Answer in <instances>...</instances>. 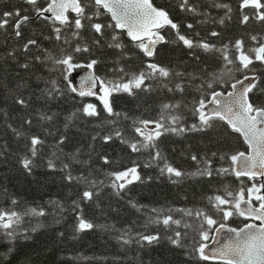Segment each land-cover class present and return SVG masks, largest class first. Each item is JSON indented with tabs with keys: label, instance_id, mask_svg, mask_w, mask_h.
Returning a JSON list of instances; mask_svg holds the SVG:
<instances>
[{
	"label": "trees",
	"instance_id": "16d2710c",
	"mask_svg": "<svg viewBox=\"0 0 264 264\" xmlns=\"http://www.w3.org/2000/svg\"><path fill=\"white\" fill-rule=\"evenodd\" d=\"M153 1L170 14L181 34L194 42L215 45L216 49L228 45L226 51L230 57L237 55L233 48L237 40L244 41L246 51L264 43V21L256 19L255 9H242L241 0H189L196 12L182 10L181 0ZM47 3L48 0H39L37 7H46ZM217 5H228L231 11ZM16 10L30 20L22 26L20 37L15 35L11 23L0 29V212L15 211L20 221L14 225L11 239L0 228V264H219L200 259L195 251L201 242L199 231L203 217L189 216L180 210H203L220 220L222 214L214 207L215 202H210V197L220 195L231 199L227 191L236 193L241 187L247 189L253 183H260L237 179L233 174H218L217 170L232 167L228 157L240 151L248 152L242 135L226 123L214 121L216 126L207 131L164 132L155 141V149L132 152L114 133L120 131L129 142L142 140L135 132L136 127H143L140 121H160L163 116L166 126H171L167 119L170 113L182 117L180 124L191 128L199 124L198 114L194 113L198 101L210 100L213 91H229L231 83L245 74L258 75L257 87L264 89V62L254 60L251 71L246 72L235 71L232 65L225 68L222 52H206L200 47L189 49L171 27L162 29L166 42L158 46L153 58H148L123 30L106 27L103 36L94 32L92 23L114 24L107 14L83 21L85 27L80 30L79 38L72 37L71 28L65 29L62 34L68 37L69 43H63L55 39L53 24L38 18L33 6L25 0H0V14ZM94 11L92 5L86 9L89 14ZM244 15L249 16L247 23L242 22ZM69 17L75 19V14L70 13ZM189 24L193 27L189 28ZM213 32L218 35H211ZM116 33L123 49L109 47ZM252 36L257 40L253 41ZM30 39H35L37 45L25 51L24 45ZM96 40L100 43L96 44ZM77 45H87L90 51L74 52ZM49 53L51 60L47 59ZM67 54L73 55V64L84 65L86 69L91 60H97L94 72L104 80L119 81L123 77L126 81L132 74L148 71L150 62L183 75L166 80L149 79L146 84L151 85L150 89L136 90L134 95L114 92L110 101L114 112L120 115L109 116L97 96L81 97L71 91L76 86L71 81L70 68L54 62ZM25 64L27 68L23 67ZM228 68L233 71L229 73ZM177 83H182L183 92L175 90ZM208 83L213 87L208 88ZM250 98L256 106L264 107V91L254 90ZM20 99L25 105L18 103ZM87 104L96 105L100 115L88 117L77 111ZM165 104H179V107L165 112ZM74 112L77 116L69 122ZM48 116L51 119L44 118ZM108 135L114 138L105 143L103 137ZM33 136L44 143L38 146L29 172L21 161L31 157L29 148ZM157 150L167 163L186 175L172 179L162 175L160 167L165 160H151ZM102 157H107L109 163ZM50 161L55 168L49 167ZM207 162H210L212 177L190 175L203 169ZM134 164L139 165L142 181L129 185L117 195L111 186L114 177L109 174L122 172ZM69 173L96 181L92 190L98 194L90 201L82 199L83 192L91 185L83 179L69 182L66 179ZM74 201L80 205L75 211ZM130 202L139 207H133ZM32 209L43 210L45 215H33ZM80 211L97 227L78 233ZM168 215L181 223L165 226L162 220ZM226 223L240 228L248 220L234 215ZM177 231L182 234L179 238L182 246L172 244L169 239H175ZM140 235H158L160 239L153 244L141 243L138 242ZM122 236L132 242L123 243Z\"/></svg>",
	"mask_w": 264,
	"mask_h": 264
},
{
	"label": "snow or ice",
	"instance_id": "6c2138e0",
	"mask_svg": "<svg viewBox=\"0 0 264 264\" xmlns=\"http://www.w3.org/2000/svg\"><path fill=\"white\" fill-rule=\"evenodd\" d=\"M27 4L33 6L38 18L47 20L53 24L54 32L56 33L55 39L62 41L63 43H69L68 37L64 36L62 33L65 29H72V37L79 38L80 30L85 27L83 21H91L93 17H99L101 15H110L111 20L114 24L104 25L101 23H92L90 27L95 33L103 36L104 29L113 28L119 30H126L127 35L132 41L136 42V47H138L143 54L151 58L156 55V45L165 41V37L160 34V30L166 26H170L172 29L176 30V35L179 41L189 48L200 47L204 51H220L223 54V59L225 61V68L232 65L235 71L246 72L251 71L250 66L253 64L254 60L264 62V43H260L259 47L245 50L244 41L237 40L233 48L235 49L237 55L230 57L226 49L228 45L224 46V49H216L215 45H210L207 42H194L192 39L181 34L179 31V25L169 17L166 10L157 8L153 5L152 0H48L46 7H37L39 0H25ZM89 5L95 8L92 13H87L86 9ZM218 7L227 8L231 11L228 5H217ZM180 7L182 10H187L190 12H196V9L189 4V0H181ZM252 8L255 9L256 19L259 21H264V2L262 0H241V8ZM101 9L103 11H101ZM71 11L75 13V19H70L68 12ZM49 15H45V14ZM30 20L29 16L21 15L20 10L14 12H3L0 14V29L6 28L10 23L13 26L15 35L17 37L21 36L22 26ZM249 20L248 15L243 16V23H247ZM14 21V22H13ZM221 24L224 23L223 20L220 21ZM59 26H56V25ZM189 28L193 26L188 25ZM211 35L216 36L218 33L213 32ZM253 41L257 40L256 36H252ZM113 43L109 47H115L117 49H123V44L120 42L119 34H113ZM96 44L100 41L96 40ZM37 45L35 39H30L24 45V50L28 51L30 46ZM46 51V50H45ZM90 49L87 45L81 46L77 45L74 48V52H88ZM254 54V55H252ZM40 60L41 57H36ZM47 59H53L51 53L48 54ZM73 55L67 54L60 59H56L54 62L57 65H66L68 68H80L84 65L73 64ZM98 63L97 60H91L86 67L92 69L88 75L81 78V87H72L71 91L78 93L79 96H97L98 99L103 104V109L108 113L109 116H119L120 113H116L113 110L110 97L114 92H125L129 95H134L136 90H149L151 85L146 84V81L153 78H162L166 80L170 76L177 75L182 76L183 73H173L168 68L163 67L156 63H148L147 70L141 71L138 74H132L128 80H124L123 77L119 81L104 80L99 76L95 75L94 66ZM23 67L27 68L28 65L25 64ZM233 68H228V72H232ZM120 72H124L123 68H120ZM247 81V83H246ZM55 84V82H52ZM97 83L102 86L103 95H99L96 89ZM259 80L257 77L249 76L245 74L242 79H236L231 83L232 91L223 92L213 91L211 93V99L205 101V99H200L197 103V107L194 109V113L198 114L199 124H193L191 128H185L180 124L182 117L175 114H169L167 117L171 126H166L163 122L164 117H161L160 121H140V125L143 127H136L135 132L138 136L142 137V140H136L135 142H129L123 138V134L120 131L114 133L115 137L120 138L122 143L128 144L132 152H140L145 149H155L156 143L164 132H173L176 134H182L186 131H207L212 129L216 125L214 121H221L226 123L232 131L239 133L243 136L245 143L248 145L250 151L245 153L243 151L237 152L236 154L228 157L232 162L231 168H222L217 170L218 174H233L237 179L241 177H248L249 180H256L258 178H264V107L256 106L250 99L249 94L253 93L254 90L264 91V89H258ZM208 88H212V83H208ZM169 88V91H172ZM175 90L180 92L184 91L182 83H177L175 85ZM51 95V91L48 93ZM21 105H25V101L20 99L18 101ZM213 107L209 110L208 106ZM179 107V104H165L163 105V111L169 112V110H174ZM82 112L85 116L96 117L100 113L96 109V105L87 104L82 109L77 110ZM77 116V113H72L69 116V122ZM45 119H51L50 116L44 117ZM31 123V121H27ZM149 125H154L153 128L149 129ZM163 129V131H161ZM15 131V130H14ZM20 135V133H17ZM113 135H108L103 137L105 143L113 139ZM95 139V137H93ZM63 138L59 143H63ZM31 146L29 152L31 157H24L21 161L22 166L27 171L31 172L33 159L38 153V146L44 143L39 137L33 136L30 138ZM215 155V154H214ZM105 163H109L107 157H102ZM194 161L197 160L196 156H192ZM221 159H224L222 156ZM153 162L157 160H165L162 154L157 150L151 156ZM151 166V164L147 165ZM50 168H55L53 162H49ZM67 169L68 165H64ZM139 165H135L128 168L122 172L110 173L109 175L114 177L111 181V186L116 190V194L120 193L132 185L135 182L142 181V177L139 174ZM160 172L162 175L166 174L170 179L182 178L186 173L182 172L180 169L173 167L171 164L167 163L166 160L163 166L160 167ZM192 176H213V171L210 167V162H207L203 169H198L196 172L191 173ZM66 179L71 182L74 179H83L85 183L91 185L88 190H85L82 195L84 200H92L97 192H94L92 188L97 185L96 181H88L87 178L73 177L70 173L66 176ZM177 182V180H173ZM99 183H103L100 181ZM243 184V181H241ZM264 183H253L251 187L245 189L241 187L238 192L233 193L232 191H227V197L216 195L215 197H210V202L214 201V207L218 212L222 214L221 219H214L213 216L208 215L203 210L193 212L192 210L180 211L185 212L186 215L196 216L197 218L203 217V223L200 225L199 237L200 243L195 251L199 254V258L204 261H217L219 264H264ZM247 192V197L245 193ZM253 199L258 201V205H253ZM15 203V201H13ZM133 207H139L134 202ZM74 211L80 208V205L75 201L73 202ZM229 206V207H224ZM153 211H157L153 209ZM31 213L33 215L44 216L45 212L43 210L37 211V209H32ZM234 215L243 217L246 220L258 221V223H247L243 227L237 229L234 227H229L226 223ZM20 221V215L15 212H0V228L4 229L7 236L11 239L14 237V232L12 231L15 224ZM162 223L165 226L170 224L179 225L180 220H175L171 215L163 218ZM205 224L207 228L205 229ZM186 227L188 225H185ZM97 226L87 220L82 211L77 214V224L76 231L85 232L96 228ZM215 232L216 235H210V233ZM221 232L225 235L223 236L224 242L221 243L220 236ZM61 235H63L61 233ZM180 232H176V238L173 239L169 237L171 243L177 246H182L180 242L181 237ZM27 238V237H25ZM160 237L158 235H140V240L138 242H147L148 244H153L158 242ZM123 243L128 244L132 241L126 239L124 236L121 237ZM209 241L217 245L214 249H211L210 253L207 252L210 248Z\"/></svg>",
	"mask_w": 264,
	"mask_h": 264
},
{
	"label": "water",
	"instance_id": "95a60500",
	"mask_svg": "<svg viewBox=\"0 0 264 264\" xmlns=\"http://www.w3.org/2000/svg\"><path fill=\"white\" fill-rule=\"evenodd\" d=\"M152 3H153V5L155 6V7H157V8H159L158 6H156L155 5V3L153 2V0H152ZM161 9V8H160ZM169 14V13H168ZM45 15H49V14H45ZM169 17H170V15H169ZM124 31H126V30H124ZM127 32V31H126ZM161 34V33H160ZM162 35V34H161ZM165 41H166V39H165ZM162 43H165V42H162ZM162 43H159V44H157L156 45V50H157V48H158V46L159 45H161ZM154 57V56H153ZM90 73V71L89 72H85L84 74H82V75H80L78 78H77V83H78V87L80 88L81 87V78L82 77H84V76H86V75H88ZM255 77H257V78H259L257 75H254ZM246 83H247V81H246ZM98 85H99V83H97V87H96V89L98 88ZM96 89H94V90H96ZM230 91H232V89L230 90ZM226 94V93H225ZM251 94V93H250ZM250 94H249V97H250ZM213 106L212 105H209L208 106V109H206V111H209L211 108H212ZM250 151V149L248 150V152ZM248 178V177H247ZM264 179V178H263ZM250 223H255V222H250ZM229 226V225H228ZM229 227H231V226H229ZM214 235H216V233L214 232L213 233V236ZM225 234L223 233V232H221V234H220V236L218 237L219 239H221V243H223L224 242V240H223V236H224ZM209 245H210V248L208 249V250H206L207 252H209L210 253V251H211V249H214L215 247H217V245H215V244H213V243H211V241L209 242ZM209 262H213V263H219V262H217V261H209Z\"/></svg>",
	"mask_w": 264,
	"mask_h": 264
},
{
	"label": "rangeland",
	"instance_id": "374dc122",
	"mask_svg": "<svg viewBox=\"0 0 264 264\" xmlns=\"http://www.w3.org/2000/svg\"><path fill=\"white\" fill-rule=\"evenodd\" d=\"M88 69H86L85 67H80V68H71L70 69V72H71V81L72 83L76 86H77V78L84 74ZM98 92V91H97ZM99 94H103L102 92V88H99ZM149 129L153 128L151 126H148Z\"/></svg>",
	"mask_w": 264,
	"mask_h": 264
}]
</instances>
